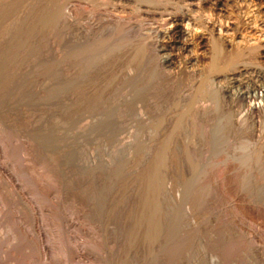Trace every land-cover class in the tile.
Instances as JSON below:
<instances>
[{"label": "rangeland", "instance_id": "1", "mask_svg": "<svg viewBox=\"0 0 264 264\" xmlns=\"http://www.w3.org/2000/svg\"><path fill=\"white\" fill-rule=\"evenodd\" d=\"M0 264H264V0H0Z\"/></svg>", "mask_w": 264, "mask_h": 264}, {"label": "bare ground", "instance_id": "2", "mask_svg": "<svg viewBox=\"0 0 264 264\" xmlns=\"http://www.w3.org/2000/svg\"><path fill=\"white\" fill-rule=\"evenodd\" d=\"M171 20V19H170ZM178 24V23H177ZM172 28L174 29V30H177V25H176V23H174L173 22V24H172ZM179 28V27H178ZM179 32V31H178ZM218 39V38H217ZM213 42V41H212ZM215 44V43H214ZM211 45L210 46V57H208L207 59L209 60L208 61V63L206 64L207 65V71H208V73L209 72H212V71H215V72H222V71H227L228 69H229V67H231V64H232V62L234 61V57L233 58H231V59H228L227 60V62H225L224 64H222L221 66H217L216 64H215V57H216V55H217V53H218V51H217V48H216V44L215 45ZM181 48V47H180ZM249 48V47H248ZM247 50V49H246ZM249 50V49H248ZM171 57V56H170ZM170 57H167V58H165V60H168L167 62H169V59H171ZM201 64V63H200ZM204 74V73H203ZM207 74V73H206ZM203 79V78H202ZM200 83V82H199ZM201 84H205V80H201ZM146 192V191H145ZM143 201V200H142ZM146 201V200H145ZM144 203V202H143ZM146 203L147 204H145V205H142V206H145V210H146V215L147 216H145V220L146 221H148L149 219H151L150 217H151V215H154L153 214V212H154V208H157V207H154V203H151L150 201L149 202H147L146 201ZM143 212V211H142ZM152 218H154V216H152ZM148 219V220H147ZM153 221V219H151V221L149 220V222L151 223ZM148 222V224H150ZM157 226V225H156ZM147 229V228H146ZM144 230V229H143ZM149 237V236H148Z\"/></svg>", "mask_w": 264, "mask_h": 264}]
</instances>
